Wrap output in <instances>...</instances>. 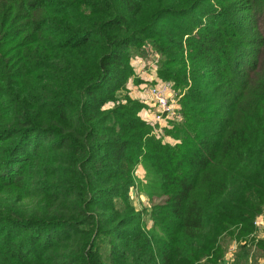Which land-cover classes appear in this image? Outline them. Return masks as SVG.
<instances>
[{
  "label": "trees",
  "instance_id": "1",
  "mask_svg": "<svg viewBox=\"0 0 264 264\" xmlns=\"http://www.w3.org/2000/svg\"><path fill=\"white\" fill-rule=\"evenodd\" d=\"M260 214L264 0H0V264H249Z\"/></svg>",
  "mask_w": 264,
  "mask_h": 264
},
{
  "label": "rangeland",
  "instance_id": "2",
  "mask_svg": "<svg viewBox=\"0 0 264 264\" xmlns=\"http://www.w3.org/2000/svg\"><path fill=\"white\" fill-rule=\"evenodd\" d=\"M144 58L146 59L147 65H145V63H143V61H140L139 60V59H143L144 60ZM151 60H152V55L151 54H146V51H145V56L144 57H141L140 55L135 56V59L133 61V66H134L135 70H139V68H141V67H139L140 64H141L140 66H143L144 69H148L151 66L150 65V62H152ZM138 75H139V73H138ZM134 84L136 85V91L138 93L135 92V89L133 88V85H130V92L129 93L131 95L133 94L132 95L133 97H135V98L143 101L144 103H146L147 102V98L145 97L144 94L147 91L148 96H149V99L148 100H150L149 103L151 104V108H152V114H154L156 108H155V105H154V103L152 101L153 100L152 95H151L150 91L147 89L148 86L146 87L147 84H143L142 85V82H140V83L138 82V83H134ZM141 89H143V90H141ZM136 94H139V96H137ZM145 98H146V100H145ZM175 100H176V105H178L177 99H175ZM151 118L148 117L149 120H146V119L145 120L148 121V122H153V119H151ZM134 174L137 177V181L144 179V177H145V170H144V168H143V166L141 164L136 167ZM145 188H146L145 185L142 186V187L139 186V189L140 190L138 188H136V190L134 189L133 192H132V195H131L132 201L134 202L135 206L139 210H142L145 207L147 208V206H148L147 204L149 203V202L147 203L148 198H147V195L144 193L145 192L144 191ZM143 216H144V222H145V224L149 227L150 224H151L150 220L148 219V217H147V215L145 213H143ZM229 244H228V246H229ZM261 258L262 257L259 258L260 260H257V257L252 256L249 259V264H260V262L262 261Z\"/></svg>",
  "mask_w": 264,
  "mask_h": 264
},
{
  "label": "built area",
  "instance_id": "3",
  "mask_svg": "<svg viewBox=\"0 0 264 264\" xmlns=\"http://www.w3.org/2000/svg\"><path fill=\"white\" fill-rule=\"evenodd\" d=\"M158 80L148 86L156 108L154 114H152V123L158 125L155 130L157 135L162 133L163 127L167 126L170 120L180 119L181 117L170 84Z\"/></svg>",
  "mask_w": 264,
  "mask_h": 264
},
{
  "label": "crops",
  "instance_id": "4",
  "mask_svg": "<svg viewBox=\"0 0 264 264\" xmlns=\"http://www.w3.org/2000/svg\"><path fill=\"white\" fill-rule=\"evenodd\" d=\"M139 60L143 61V63H145V65H147V62H146L145 58H144V60L143 59H139ZM140 65H139V67H141V68H139V70H136V72L139 73V75H137V76L140 78V80L142 82V85L143 84H147L146 85V87H147L152 82L158 80V77L156 76V73H155V68L151 67L152 64H151V66L148 69H144V67L140 66ZM130 85H133V88L135 89V92L138 93L136 91V85L134 83L130 82L129 88H130ZM147 89H148V87H147ZM141 90H143V89H141ZM136 95L139 96V94H136ZM144 95L147 98V102L145 103L146 104L145 108L141 110L140 115L144 119L149 120L148 117H150V118L152 117V108H151V104L149 103L150 100H148L149 96H148L147 91H146V93ZM146 98H145V100H146ZM254 225H255V232H254L252 237H254L255 240L263 238V236H264V215L263 214H260V215H258L256 217V219L254 220ZM241 243H243V242H241ZM236 248H237V243L234 241V243H232L230 245L228 251L226 252V255H225V261L226 262L229 261L233 257L234 252L236 251ZM259 258H257V260H260ZM261 259H262V261L260 262V264H264V256L263 255H262Z\"/></svg>",
  "mask_w": 264,
  "mask_h": 264
}]
</instances>
